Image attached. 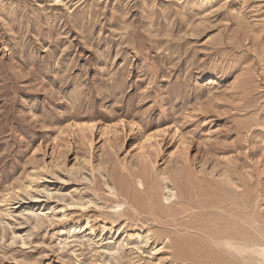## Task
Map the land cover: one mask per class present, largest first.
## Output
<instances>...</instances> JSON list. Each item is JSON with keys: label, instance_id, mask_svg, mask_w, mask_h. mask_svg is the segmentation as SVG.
<instances>
[{"label": "rangeland", "instance_id": "374dc122", "mask_svg": "<svg viewBox=\"0 0 264 264\" xmlns=\"http://www.w3.org/2000/svg\"><path fill=\"white\" fill-rule=\"evenodd\" d=\"M0 264H264V0H0Z\"/></svg>", "mask_w": 264, "mask_h": 264}, {"label": "bare ground", "instance_id": "6f19581e", "mask_svg": "<svg viewBox=\"0 0 264 264\" xmlns=\"http://www.w3.org/2000/svg\"><path fill=\"white\" fill-rule=\"evenodd\" d=\"M192 176V175H191ZM193 178V177H192ZM200 179V178H199ZM230 179V178H229ZM205 181V180H204ZM207 182V181H206ZM173 194V193H172ZM114 208H116V207H114ZM212 240V239H211ZM220 242V241H219ZM225 243V242H224ZM229 244V243H228ZM226 248H227V246H226Z\"/></svg>", "mask_w": 264, "mask_h": 264}]
</instances>
